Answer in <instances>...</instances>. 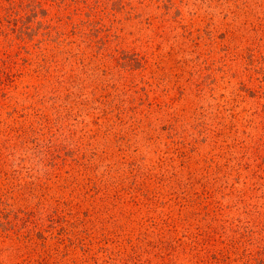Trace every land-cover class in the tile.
Segmentation results:
<instances>
[{
	"label": "rangeland",
	"instance_id": "1",
	"mask_svg": "<svg viewBox=\"0 0 264 264\" xmlns=\"http://www.w3.org/2000/svg\"><path fill=\"white\" fill-rule=\"evenodd\" d=\"M0 264H264V0H0Z\"/></svg>",
	"mask_w": 264,
	"mask_h": 264
}]
</instances>
